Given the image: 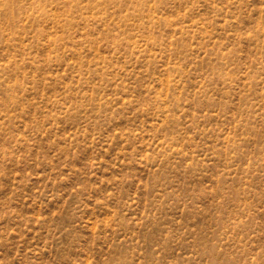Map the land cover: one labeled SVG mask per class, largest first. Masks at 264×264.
<instances>
[{"label":"rangeland","instance_id":"1","mask_svg":"<svg viewBox=\"0 0 264 264\" xmlns=\"http://www.w3.org/2000/svg\"><path fill=\"white\" fill-rule=\"evenodd\" d=\"M0 264H264V0H0Z\"/></svg>","mask_w":264,"mask_h":264}]
</instances>
